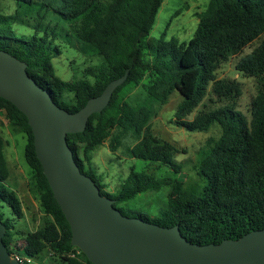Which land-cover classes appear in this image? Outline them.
<instances>
[{
  "label": "trees",
  "instance_id": "trees-1",
  "mask_svg": "<svg viewBox=\"0 0 264 264\" xmlns=\"http://www.w3.org/2000/svg\"><path fill=\"white\" fill-rule=\"evenodd\" d=\"M12 1L14 13L0 12V50L25 62L29 76L59 107L79 111L129 70L126 82L101 113L90 117L85 131L67 135L81 172L95 181L102 196L115 200L114 207L128 216L118 205L169 187L166 207L156 216L140 213L138 218L166 228L178 225L189 242L199 245H219L264 229V0H207L192 37L181 43L166 40L164 34L158 39L150 36L164 0ZM17 27L33 31L20 35ZM260 38L259 46L236 64L237 71L257 82L248 119L236 106L243 94L241 83L220 79L217 72ZM76 44L82 53L102 60L86 69L83 78L63 80L54 59L62 55L63 45L76 48ZM175 91L183 98L176 112L179 127L192 133L220 128L218 138L207 140L198 163L197 173L206 180L203 190L197 193L179 180L158 179L131 167L117 192L109 193L92 162L93 152L109 139L116 152L123 137L135 138L137 143L128 149L130 157L182 172L176 157L185 150L156 136L151 122ZM209 95L227 103L187 120ZM0 113L26 138L24 159L48 217L42 227L26 235L15 229L14 218L22 219L25 213L19 197L7 188L10 170L6 141L0 135V219L6 227L3 242L8 252L23 264L44 250L61 264H92L71 243L70 225L37 159L27 118L2 98ZM5 207L12 211V219L6 217Z\"/></svg>",
  "mask_w": 264,
  "mask_h": 264
},
{
  "label": "water",
  "instance_id": "water-1",
  "mask_svg": "<svg viewBox=\"0 0 264 264\" xmlns=\"http://www.w3.org/2000/svg\"><path fill=\"white\" fill-rule=\"evenodd\" d=\"M128 76L129 70L70 113L29 76L25 62L0 50V98L28 120L37 159L70 225L72 245L92 264H264V229L219 245L193 244L178 225L166 228L123 215L115 200L102 196L95 181L81 172L67 135L84 132L90 117L109 105ZM5 232L0 219V264H21L8 252Z\"/></svg>",
  "mask_w": 264,
  "mask_h": 264
},
{
  "label": "rangeland",
  "instance_id": "rangeland-1",
  "mask_svg": "<svg viewBox=\"0 0 264 264\" xmlns=\"http://www.w3.org/2000/svg\"><path fill=\"white\" fill-rule=\"evenodd\" d=\"M35 1L48 2V0ZM207 2V0H164L150 33L151 38L158 39L164 34L166 40L176 39L179 43L188 41L197 28L199 21L197 15L206 9ZM14 11L15 3L12 0H0L1 13L10 15ZM54 22L56 21L54 20ZM16 30L20 35H30L33 31L24 27H17ZM261 40L262 38L254 41L241 54L224 62L217 72L220 79L236 80L241 83L243 94L237 101L236 106L248 119L250 118L251 101L257 93V82L254 78L245 77L237 71L236 64L241 58L250 54L259 46ZM76 46L77 49L70 45H63L62 55L54 59L57 75L63 80L83 78L86 69L100 62L101 58L84 54L79 50V45L76 44ZM140 90L141 88L135 90L133 96H136ZM210 98L213 99L212 102L209 101ZM182 101L183 98L180 93L175 91L168 103L157 109L156 115L151 121L156 136L175 144L181 150H185V153H181L176 157L183 166L182 172L175 174L168 168L160 167L158 163L144 162L130 157L128 149L137 143L135 138L128 135L123 137L116 152L111 151V139H109L97 148L92 155L93 165L98 174L103 176L109 193L117 192L123 179L128 176L131 167L139 172L149 171L158 179L172 178L179 180L186 189L197 193L203 190L206 180L197 173L198 163L207 140L213 137L218 138L220 128L214 126L207 133H192L179 127L176 124V112ZM226 103L225 100H219L209 95L203 100L198 109L187 117V120H193L196 114L202 110H212L224 106ZM0 115L2 114L0 113ZM0 121V135L6 141L4 151L10 170L7 188L19 197L25 213L22 219L14 218L13 224L17 231L22 235H26L42 227L48 217L43 213L40 206L33 171L24 159L26 138L23 134L16 133L4 116H0ZM169 192L170 188L164 187L157 192L142 194L134 201L118 205V207L125 210L124 212L131 217H138L140 213L156 216L166 207ZM4 212L6 217L13 218L12 211L8 207L4 208ZM29 264H61V262L53 259V256L44 250L38 256L31 258Z\"/></svg>",
  "mask_w": 264,
  "mask_h": 264
},
{
  "label": "built area",
  "instance_id": "built-area-1",
  "mask_svg": "<svg viewBox=\"0 0 264 264\" xmlns=\"http://www.w3.org/2000/svg\"><path fill=\"white\" fill-rule=\"evenodd\" d=\"M77 254H79V251L77 252ZM13 256V255H12ZM13 257H15L21 264H23V262H24V260H22L20 257H18V256H16V255H14ZM26 261L28 262V263H30V260L29 259H26Z\"/></svg>",
  "mask_w": 264,
  "mask_h": 264
}]
</instances>
